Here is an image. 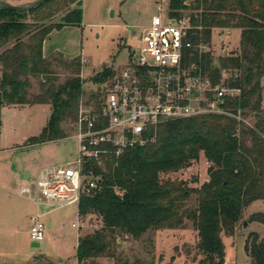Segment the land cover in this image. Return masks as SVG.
Returning a JSON list of instances; mask_svg holds the SVG:
<instances>
[{
    "label": "trees",
    "instance_id": "1",
    "mask_svg": "<svg viewBox=\"0 0 264 264\" xmlns=\"http://www.w3.org/2000/svg\"><path fill=\"white\" fill-rule=\"evenodd\" d=\"M72 5L75 7L70 9ZM168 9L175 17L190 11L191 25L199 28L195 43H209L214 28L240 31L239 53L218 58L217 64L207 55L204 69L213 83L218 81L220 68L237 70L238 78L229 84L238 88L240 95L229 102V107L234 112L241 110L243 117L249 112L254 125L218 116L179 120L148 131L151 139L142 146L121 154L107 148L98 160L86 158L82 163L83 184L96 181L97 188L82 193L78 214L94 217L100 228L78 239L77 264L113 259L120 236L139 241L149 232L183 229L186 222L197 231L201 264H225L222 235L233 237L246 208L264 201V109L260 106L264 0H169ZM81 23V0H44L22 14L0 9V113L10 105L51 108L46 126L37 137L27 139V145L64 139L61 123L71 120L77 124L82 107L94 114L101 112L100 89L84 100L78 58L63 64L72 69L73 76L55 87L50 83V61L42 56L43 42L52 31L81 27ZM24 36L26 42L22 41ZM112 73L104 68L92 81L104 84ZM37 76L45 77L44 83L38 95L30 96L28 78ZM201 157L208 164V181L201 186L189 188L184 181L164 178ZM191 201L193 204L188 205ZM247 222L264 226V213L252 214ZM244 249L251 264H264V242L257 233L249 234ZM173 261L171 258L169 264Z\"/></svg>",
    "mask_w": 264,
    "mask_h": 264
},
{
    "label": "rangeland",
    "instance_id": "2",
    "mask_svg": "<svg viewBox=\"0 0 264 264\" xmlns=\"http://www.w3.org/2000/svg\"><path fill=\"white\" fill-rule=\"evenodd\" d=\"M166 6V4H165ZM82 23L71 34L67 35L62 44L82 57L79 78L82 82L84 100L89 94L104 84L94 83L93 78L102 73L104 68L113 70L123 68L132 51L139 47V36L155 14L153 0H82ZM64 12L55 17L58 20ZM190 11H184L188 17ZM215 29V28H214ZM212 52L214 62L218 58L232 57L239 53L240 31L232 32L230 40L217 39L213 30ZM24 36L22 41L26 42ZM222 52H225L224 55ZM50 61V71L55 87L65 84L72 76V69L59 55L45 58ZM55 60V61H53ZM63 62V63H62ZM83 62V63H82ZM42 76L29 77L30 96L40 93L44 83ZM54 79V80H53ZM50 84L46 85L47 87ZM261 108L264 109V77L261 80ZM102 98L103 92L101 90ZM20 107V106H17ZM19 109V108H18ZM89 111V109H86ZM51 114L50 106L38 105L20 110L4 111L0 127V264H77L75 260L78 236L83 237L94 232L88 228L90 224L99 225L94 217H79L78 206L59 208L56 206L36 205L28 197H20L19 189L28 184L36 175L37 169L63 165L74 162L79 157V145L76 138L77 124L71 120L61 123L64 139L39 144L27 145L26 139L37 137L45 127ZM244 119L254 125V119L247 112ZM208 164L203 157L190 167L165 176V179L184 181L189 188H196L208 181ZM30 173L24 179L25 172ZM38 172V171H37ZM193 201L188 205H192ZM264 212V201L257 202L244 211L235 235H222L225 246V264H251L244 247L248 236L257 232L264 242V226L248 223V212ZM40 215L44 224L48 220L53 223L44 234V241L38 248H33L29 240V228L32 217ZM83 223L80 231L72 228L77 222ZM247 225L242 229V223ZM198 236L190 222L179 230H162L149 232L139 241L119 237L114 247V258H100L98 264H201L203 256L197 249ZM62 261V262H60Z\"/></svg>",
    "mask_w": 264,
    "mask_h": 264
},
{
    "label": "built area",
    "instance_id": "3",
    "mask_svg": "<svg viewBox=\"0 0 264 264\" xmlns=\"http://www.w3.org/2000/svg\"><path fill=\"white\" fill-rule=\"evenodd\" d=\"M168 3L169 0H153L155 14L140 33L138 49L131 52L123 68L113 70L109 66L113 73L104 87H99L103 92L101 112L80 109L75 135L78 159L40 169L30 183L20 187V197H28L36 205L78 206L83 192L97 188L96 181L83 184L82 163L86 158L98 160L107 148L121 154L142 146L151 139L147 132L165 123L218 116L250 126L241 110L234 112L229 107V102L240 95V90L229 84L238 78L237 70L220 68L218 81L213 83L204 69L207 55L213 59L214 34L209 43H195L199 28L184 15L171 16ZM213 30L224 42L236 31ZM83 227L82 221L72 225L77 231ZM87 227L98 230L100 225L88 222ZM45 230L40 216L32 217L30 242H43Z\"/></svg>",
    "mask_w": 264,
    "mask_h": 264
},
{
    "label": "crops",
    "instance_id": "4",
    "mask_svg": "<svg viewBox=\"0 0 264 264\" xmlns=\"http://www.w3.org/2000/svg\"><path fill=\"white\" fill-rule=\"evenodd\" d=\"M43 1L44 0H0V9H10V10H13V11H15L17 13H21L22 14V13L28 12L32 8H34L37 5H39L40 3H42ZM81 3H82V0H81ZM74 7L75 6L72 5L70 7V9H73ZM77 28L78 27H64L61 30L52 31L49 34V36L45 39V41L43 42V47H42V56H43V58H49V57H51L53 55H59L65 61H71V60L76 59V58H78L80 61H82L83 60L82 57L79 56L78 54H76V49L75 48H72V49L68 50L64 46V44H62V41L65 38H67V35L71 34ZM0 75H1V73H0ZM34 106H38V105H34ZM34 106H20V107H17L16 105L4 106L1 109V113H0V127L2 125L1 124V118H2V114H3L4 111H14V110H20V109H23V108H26V107H34ZM43 106H48V105H43ZM39 170L40 169H37V171H39ZM37 171H36V173H37ZM27 173L29 174V177H30L29 171ZM257 202H261V201L253 202L252 204H250L246 208V210H248L252 205L256 204ZM259 212H254V213H259ZM254 213L248 212V216L250 217ZM261 213H264V212H261ZM36 216H40V215L36 214ZM250 225H252V223ZM46 226H47V228H51L53 226V223L50 220H48L46 222ZM77 238L79 239L80 236H78ZM76 246H77V244H76Z\"/></svg>",
    "mask_w": 264,
    "mask_h": 264
},
{
    "label": "water",
    "instance_id": "5",
    "mask_svg": "<svg viewBox=\"0 0 264 264\" xmlns=\"http://www.w3.org/2000/svg\"><path fill=\"white\" fill-rule=\"evenodd\" d=\"M23 176H24V179H28L29 174L26 172V173H24ZM246 225H247V222H243V223H242V229H244ZM31 246H32L33 248H38V247H39V244H38V243H32ZM60 262H62V261H60Z\"/></svg>",
    "mask_w": 264,
    "mask_h": 264
}]
</instances>
